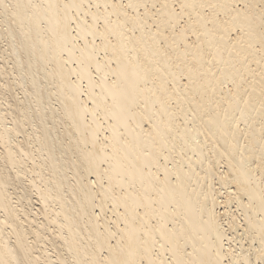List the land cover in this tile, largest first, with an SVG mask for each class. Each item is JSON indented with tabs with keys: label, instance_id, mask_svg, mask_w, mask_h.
Returning a JSON list of instances; mask_svg holds the SVG:
<instances>
[{
	"label": "bare ground",
	"instance_id": "1",
	"mask_svg": "<svg viewBox=\"0 0 264 264\" xmlns=\"http://www.w3.org/2000/svg\"><path fill=\"white\" fill-rule=\"evenodd\" d=\"M0 264H264V0H0Z\"/></svg>",
	"mask_w": 264,
	"mask_h": 264
}]
</instances>
